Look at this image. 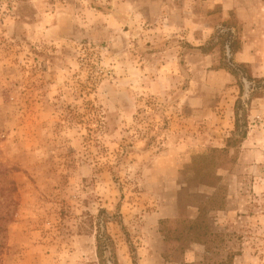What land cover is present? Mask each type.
<instances>
[{
  "label": "rangeland",
  "instance_id": "rangeland-1",
  "mask_svg": "<svg viewBox=\"0 0 264 264\" xmlns=\"http://www.w3.org/2000/svg\"><path fill=\"white\" fill-rule=\"evenodd\" d=\"M0 165V264H264V0H0Z\"/></svg>",
  "mask_w": 264,
  "mask_h": 264
},
{
  "label": "trees",
  "instance_id": "trees-1",
  "mask_svg": "<svg viewBox=\"0 0 264 264\" xmlns=\"http://www.w3.org/2000/svg\"><path fill=\"white\" fill-rule=\"evenodd\" d=\"M236 128L238 129L239 128V122H238V119L236 120ZM246 133L243 132L241 133V136L242 137H245ZM11 171V169H8V168H4L0 165V175H2L3 177H6L8 175V173ZM11 189H9L10 193L14 192L15 191V187H14V183L11 182ZM0 197H5L4 195V189L0 188ZM2 205V202L0 201V206ZM14 218V212L13 210L12 211H8L6 212L5 214H2L0 213V234H2L3 232H5V226H4V222H12ZM104 224H106L104 222ZM103 226V225H102ZM98 233H97V236H96V241H97V254H98V257L100 259V262H102L101 258H102V254H104V252L106 251V249L108 248V244L107 242L111 243L112 244V241H111V238L110 236L108 235V233H105L104 234V237L106 239L103 240L102 239V235L99 234V229H101V226L98 225ZM2 248V242L0 241V250ZM232 260L233 258H229L227 259V261H222L223 263L222 264H231L232 263Z\"/></svg>",
  "mask_w": 264,
  "mask_h": 264
}]
</instances>
